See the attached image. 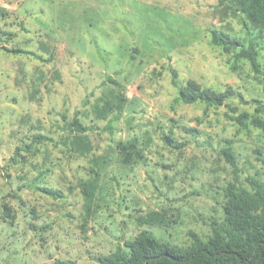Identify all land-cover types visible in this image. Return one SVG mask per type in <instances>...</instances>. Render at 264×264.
Instances as JSON below:
<instances>
[{
	"label": "rangeland",
	"instance_id": "obj_1",
	"mask_svg": "<svg viewBox=\"0 0 264 264\" xmlns=\"http://www.w3.org/2000/svg\"><path fill=\"white\" fill-rule=\"evenodd\" d=\"M215 32L253 48L261 72ZM189 81L235 97L186 105ZM260 105L264 22L236 0H0V264H101L144 231L208 241L229 227L231 185L264 191V133L236 121Z\"/></svg>",
	"mask_w": 264,
	"mask_h": 264
},
{
	"label": "trees",
	"instance_id": "obj_2",
	"mask_svg": "<svg viewBox=\"0 0 264 264\" xmlns=\"http://www.w3.org/2000/svg\"><path fill=\"white\" fill-rule=\"evenodd\" d=\"M242 10L254 22H264V0H236ZM212 43L226 51L239 50L238 58L249 60L255 72L260 73L256 51L246 49L243 44L229 35L213 33ZM14 54H29L22 50L12 51ZM177 72H173L174 80ZM176 83V81H175ZM235 97V92L216 93L203 89L196 81H189L181 89L180 99L186 105L204 103L213 107L225 106L227 101ZM235 112L237 110H234ZM263 118H262V117ZM238 124L248 129L253 126L264 133V105L256 109L255 115L242 113L236 119ZM76 132L85 134L91 131L78 120L74 122ZM105 131L113 133L110 124ZM51 140L42 135L34 138L35 144L48 143ZM168 146L180 150L181 147L173 138H165ZM225 158L238 173V163L230 150H225ZM44 192L55 198L62 199L63 194L52 189ZM228 203L225 207L228 228L218 229V223L213 224V236L202 240L197 234H192L193 244L189 248H180L162 243L151 233L144 231L134 241H127L125 249L120 248L111 256L101 258V264H264V191L258 186L256 193L239 191L235 184L228 188ZM15 218V211L9 205L4 206L2 220L7 222ZM38 229L37 226H34ZM57 264H73L70 261H59Z\"/></svg>",
	"mask_w": 264,
	"mask_h": 264
}]
</instances>
